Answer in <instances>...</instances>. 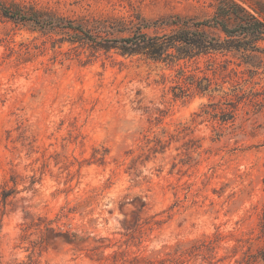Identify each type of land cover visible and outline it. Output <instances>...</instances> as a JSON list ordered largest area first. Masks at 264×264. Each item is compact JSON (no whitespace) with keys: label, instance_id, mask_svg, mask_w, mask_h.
<instances>
[{"label":"rangeland","instance_id":"obj_1","mask_svg":"<svg viewBox=\"0 0 264 264\" xmlns=\"http://www.w3.org/2000/svg\"><path fill=\"white\" fill-rule=\"evenodd\" d=\"M4 1L160 22L210 19L220 0ZM233 1L264 22V0ZM259 57L121 56L0 15V264H237L264 204Z\"/></svg>","mask_w":264,"mask_h":264},{"label":"trees","instance_id":"obj_2","mask_svg":"<svg viewBox=\"0 0 264 264\" xmlns=\"http://www.w3.org/2000/svg\"><path fill=\"white\" fill-rule=\"evenodd\" d=\"M0 15L16 24L59 36L61 43L86 44L95 51H114L121 56H142L154 61L190 60L210 53H223L234 55L244 65L258 68L261 62L256 60L264 54V49L258 45L264 42V22L233 0H220L215 5L213 17L205 20L172 17L149 22L140 14L70 19L32 5L4 0H0ZM166 27L171 28L169 33L149 35L147 32ZM181 73L184 79L185 74ZM178 89L179 94H183L184 91L180 87ZM221 112L230 115L227 111ZM222 121L225 122V119ZM220 237L216 234L213 238L198 240L200 247L186 254L204 259L203 251L210 252ZM250 240L244 241L249 246L242 252L237 264H264V204L255 241L248 243ZM238 247L243 245L235 248ZM183 260L166 258L151 264H181Z\"/></svg>","mask_w":264,"mask_h":264}]
</instances>
